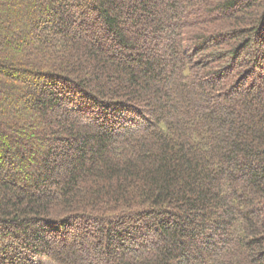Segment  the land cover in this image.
Segmentation results:
<instances>
[{"label": "trees", "instance_id": "1", "mask_svg": "<svg viewBox=\"0 0 264 264\" xmlns=\"http://www.w3.org/2000/svg\"><path fill=\"white\" fill-rule=\"evenodd\" d=\"M264 264V0H0V264Z\"/></svg>", "mask_w": 264, "mask_h": 264}, {"label": "rangeland", "instance_id": "2", "mask_svg": "<svg viewBox=\"0 0 264 264\" xmlns=\"http://www.w3.org/2000/svg\"><path fill=\"white\" fill-rule=\"evenodd\" d=\"M45 264H49V262L46 261Z\"/></svg>", "mask_w": 264, "mask_h": 264}]
</instances>
